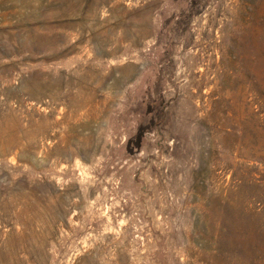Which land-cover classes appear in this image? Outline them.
Returning a JSON list of instances; mask_svg holds the SVG:
<instances>
[{
  "label": "rangeland",
  "instance_id": "obj_1",
  "mask_svg": "<svg viewBox=\"0 0 264 264\" xmlns=\"http://www.w3.org/2000/svg\"><path fill=\"white\" fill-rule=\"evenodd\" d=\"M0 264H264V0H0Z\"/></svg>",
  "mask_w": 264,
  "mask_h": 264
}]
</instances>
